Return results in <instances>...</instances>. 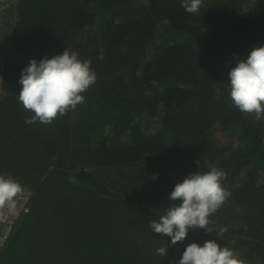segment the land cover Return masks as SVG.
I'll return each instance as SVG.
<instances>
[{
    "label": "trees",
    "instance_id": "trees-1",
    "mask_svg": "<svg viewBox=\"0 0 264 264\" xmlns=\"http://www.w3.org/2000/svg\"><path fill=\"white\" fill-rule=\"evenodd\" d=\"M9 0L0 14V175L31 191L0 264H178L215 240L264 264V119L230 98L228 73L264 46V0ZM65 49L96 82L51 123L18 100L31 59ZM219 129L235 145L217 141ZM228 139V136L225 137ZM217 168L230 193L171 245L152 232L190 173ZM221 229L226 231L221 232ZM166 256L157 249L167 247Z\"/></svg>",
    "mask_w": 264,
    "mask_h": 264
},
{
    "label": "clouds",
    "instance_id": "clouds-1",
    "mask_svg": "<svg viewBox=\"0 0 264 264\" xmlns=\"http://www.w3.org/2000/svg\"><path fill=\"white\" fill-rule=\"evenodd\" d=\"M202 0H182L181 7L187 13L197 14ZM91 61H81L78 54L65 49L52 58L45 56L31 59L21 71L22 86L18 100L26 110L34 113L25 123L40 121L51 123L58 115L75 109L84 101L81 93L96 82L97 75L90 67ZM229 95L240 112L254 113L255 120L264 119V46L253 48L246 60H238L228 73ZM225 173L217 168L201 173H190L175 184L169 194L173 203L159 220L150 222L152 232L170 237L171 245L182 242L190 229L200 228L210 233L209 217L215 213L230 195L221 185ZM22 186L12 178L0 175V208L15 207V198ZM226 229H221V232ZM167 247L158 248L157 254L166 256ZM178 264H245L227 247L215 240L205 241L203 246L191 243L186 246Z\"/></svg>",
    "mask_w": 264,
    "mask_h": 264
},
{
    "label": "built area",
    "instance_id": "built-area-1",
    "mask_svg": "<svg viewBox=\"0 0 264 264\" xmlns=\"http://www.w3.org/2000/svg\"><path fill=\"white\" fill-rule=\"evenodd\" d=\"M9 0H0V14ZM16 204L12 208L8 205L0 208V250L6 244L16 222L29 211L31 191L22 190L15 198Z\"/></svg>",
    "mask_w": 264,
    "mask_h": 264
},
{
    "label": "rangeland",
    "instance_id": "rangeland-1",
    "mask_svg": "<svg viewBox=\"0 0 264 264\" xmlns=\"http://www.w3.org/2000/svg\"><path fill=\"white\" fill-rule=\"evenodd\" d=\"M213 137L219 141V142H225V144L229 145H235L236 144V139L231 135L229 132H221L219 129H216L212 132ZM228 136V139L225 137Z\"/></svg>",
    "mask_w": 264,
    "mask_h": 264
}]
</instances>
